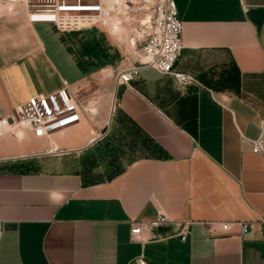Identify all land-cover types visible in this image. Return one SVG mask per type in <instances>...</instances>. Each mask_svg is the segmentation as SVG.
<instances>
[{
    "label": "crops",
    "instance_id": "crops-1",
    "mask_svg": "<svg viewBox=\"0 0 264 264\" xmlns=\"http://www.w3.org/2000/svg\"><path fill=\"white\" fill-rule=\"evenodd\" d=\"M174 1L175 70L193 81L145 67L116 86L115 75L114 99L94 90L80 122L0 137V264H264V0ZM74 31L31 23L21 5L0 11V117L63 79L106 84L108 41L82 60L64 36ZM100 155L110 162L93 164ZM160 212L172 222L132 239Z\"/></svg>",
    "mask_w": 264,
    "mask_h": 264
},
{
    "label": "built area",
    "instance_id": "built-area-1",
    "mask_svg": "<svg viewBox=\"0 0 264 264\" xmlns=\"http://www.w3.org/2000/svg\"><path fill=\"white\" fill-rule=\"evenodd\" d=\"M131 0H0V11L18 12L23 6L31 23H54L60 29L82 30L95 25L108 26L114 15L123 14L120 10L129 6ZM154 21L144 45L143 56L138 64L120 70L115 77V85L129 84L142 68L152 67L163 74H173L182 83H189L194 77L188 73L176 71L184 43L182 39L183 22L178 16L174 0H154ZM62 86L49 93H38L17 104L13 111L0 117V137L7 131L28 129L36 137H44L70 125L80 122L83 113L94 111L86 106L79 96V90L72 87L67 79ZM254 151L264 152V140L260 136L255 140ZM172 219L160 212L155 219L144 220L133 224L132 239L142 240L145 231L152 230ZM243 233L252 230L256 222L235 221ZM233 222H222V228L228 230ZM186 225H184V228ZM1 233V226H0ZM185 239V232H182ZM140 264H145L140 259Z\"/></svg>",
    "mask_w": 264,
    "mask_h": 264
},
{
    "label": "rangeland",
    "instance_id": "rangeland-1",
    "mask_svg": "<svg viewBox=\"0 0 264 264\" xmlns=\"http://www.w3.org/2000/svg\"><path fill=\"white\" fill-rule=\"evenodd\" d=\"M154 0H131L129 2V7L126 8L121 13L118 14V18H111L108 26L95 25L91 28L82 29L80 31L67 32L64 34L66 37H74L79 40L76 44L72 42L75 50L81 52L83 58L89 61L92 56H100L106 49V43L108 41L110 58L109 67L114 69V73L109 76L106 84H99L100 81H94V86L91 89H81L79 91V96L82 100H86L88 95L93 93L94 90H100L101 92H95L98 97L103 95L102 91L105 90L106 99L112 101L115 95L114 89V77L119 71V67H126L134 64H138V60L143 56V45L144 41L150 32L151 25L154 21ZM5 11V10H3ZM150 15L151 21L144 23L143 20ZM112 27V28H111ZM113 29V31H112ZM112 32H111V31ZM53 34L54 31L52 32ZM87 41H84V40ZM82 40V41H81ZM89 59V60H88ZM81 65H84V61ZM86 61L88 65L89 62ZM96 82V83H95ZM109 109V108H108ZM99 155V154H98ZM97 159L93 164L97 166L107 165L110 159L102 158V156H96ZM88 165V170L90 173L95 171L97 166L93 167ZM120 169H116L118 171Z\"/></svg>",
    "mask_w": 264,
    "mask_h": 264
},
{
    "label": "bare ground",
    "instance_id": "bare-ground-1",
    "mask_svg": "<svg viewBox=\"0 0 264 264\" xmlns=\"http://www.w3.org/2000/svg\"><path fill=\"white\" fill-rule=\"evenodd\" d=\"M128 7H129V6H127L126 8H128ZM126 8H124V9L122 8V9L120 10V12L124 11ZM118 17H119V15L116 14V15H114L112 18H115V19H116V18H118ZM110 21H111V20H110ZM143 21H144V23H148V22H150V21H151V17H150V15H148L147 18H146L145 20H143ZM111 22H112V21H111Z\"/></svg>",
    "mask_w": 264,
    "mask_h": 264
}]
</instances>
